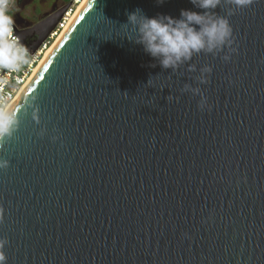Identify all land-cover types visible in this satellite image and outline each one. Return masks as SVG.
Masks as SVG:
<instances>
[{
	"label": "water",
	"instance_id": "95a60500",
	"mask_svg": "<svg viewBox=\"0 0 264 264\" xmlns=\"http://www.w3.org/2000/svg\"><path fill=\"white\" fill-rule=\"evenodd\" d=\"M67 7L18 30L30 52ZM137 8L199 11L189 0H84L10 106L6 264H264V0L229 17V62L193 57L212 68L200 85L211 110L180 92L198 71L152 67L121 37Z\"/></svg>",
	"mask_w": 264,
	"mask_h": 264
},
{
	"label": "clouds",
	"instance_id": "9594fccd",
	"mask_svg": "<svg viewBox=\"0 0 264 264\" xmlns=\"http://www.w3.org/2000/svg\"><path fill=\"white\" fill-rule=\"evenodd\" d=\"M166 0H156L157 4H163ZM194 9L199 11L180 9L179 17L167 14H156L153 17L146 16L137 8L127 14V22L121 24L125 27L122 38L142 46L143 51L149 55L162 70L171 69V73H177L182 67L187 72H199L193 77L196 86L184 83L181 93H191L199 96L197 107L200 110H211L208 98L204 95L200 85L208 83V76L212 72L209 65H203L199 69L193 63V57L203 55L220 56L224 62H229L232 54L237 51L232 47L235 41L233 29L229 17L235 12L250 7L254 0H189ZM228 6L224 15H220L216 9ZM9 0H0V70L8 73L21 71L31 63V52L22 42L20 36L14 33V20L7 14ZM152 78L147 81L151 84ZM171 100L177 97L168 95ZM39 108H33L32 119L39 124ZM18 110L7 106L0 110V147L7 139H10L16 131L19 120ZM44 135L43 130L40 133ZM55 140L56 137H53ZM9 161L0 160V168H6ZM6 239H0V264H6L4 254Z\"/></svg>",
	"mask_w": 264,
	"mask_h": 264
},
{
	"label": "built area",
	"instance_id": "2783aa9c",
	"mask_svg": "<svg viewBox=\"0 0 264 264\" xmlns=\"http://www.w3.org/2000/svg\"><path fill=\"white\" fill-rule=\"evenodd\" d=\"M58 3V9L68 5L66 11L62 14L60 20L54 26L52 31L48 34L46 39L40 44V46L31 52V63L25 66L21 71L15 73H8L4 70H0V110L5 109L9 106L14 98L17 96L22 85L26 82L29 76L32 74L35 66L37 65L39 59L46 51V49L51 45V43L60 36L62 31L68 25L73 15V4L79 3L80 0H53ZM69 1V3H67ZM30 2V0H9V8L7 14L10 15L14 20V33L19 36L18 30H23L16 26L15 19L17 12L20 10L18 6L25 5ZM73 2V3H72ZM56 10V11H57ZM34 38H27V41L31 43Z\"/></svg>",
	"mask_w": 264,
	"mask_h": 264
},
{
	"label": "rangeland",
	"instance_id": "374dc122",
	"mask_svg": "<svg viewBox=\"0 0 264 264\" xmlns=\"http://www.w3.org/2000/svg\"><path fill=\"white\" fill-rule=\"evenodd\" d=\"M52 2L53 0H30V2L26 3L25 5L22 4L18 6V8H20L18 12H20L22 9L21 15L24 18L31 20L48 9ZM67 3H69V1ZM77 5L78 3L73 4V11L76 9Z\"/></svg>",
	"mask_w": 264,
	"mask_h": 264
},
{
	"label": "flooded vegetation",
	"instance_id": "af4514ba",
	"mask_svg": "<svg viewBox=\"0 0 264 264\" xmlns=\"http://www.w3.org/2000/svg\"><path fill=\"white\" fill-rule=\"evenodd\" d=\"M58 9V3H56L55 1L52 2L51 6L46 9L44 12H42L40 15L36 16L35 18L31 19V20H28L26 18H24L22 15H21V11L20 12H17V15H16V19L15 21H19L20 22V25L18 26L19 28L21 29H27V28H30L33 24L37 23L38 21H40L42 19V15L43 14H47L48 15H51L53 12H55L56 10ZM25 22V24L27 26L24 27L23 23ZM29 38V37H28Z\"/></svg>",
	"mask_w": 264,
	"mask_h": 264
},
{
	"label": "bare ground",
	"instance_id": "6f19581e",
	"mask_svg": "<svg viewBox=\"0 0 264 264\" xmlns=\"http://www.w3.org/2000/svg\"><path fill=\"white\" fill-rule=\"evenodd\" d=\"M83 1H84V0H80V2L78 3V5H77L75 11L73 12V15H72V17H71V20H72L73 16L75 15V13L78 11V9L81 7ZM68 24H69V23H68ZM67 26H68V25H67ZM67 26H66V27H67ZM66 27H65V28H66ZM63 31H64V30H63ZM63 31H62V33H63ZM62 33H61V34H62ZM61 34H60V35H61ZM59 37H60V36H59ZM59 37L56 38V39L51 43V45L46 49V51L43 53V55H42L41 58L39 59L37 65L35 66V68H34L32 74L29 76V78L26 80V82L22 85L20 91L18 92L17 96L14 98V100L12 101V103L9 105V107H10V106L13 104V102L17 99V97H18V96L20 95V93L23 91V89L25 88V86L27 85V83L30 81V79L32 78V76L34 75V73L37 71V69L39 68V66L42 64V62L45 60V58H46V57L48 56V54L51 52V50L53 49L55 43L58 41Z\"/></svg>",
	"mask_w": 264,
	"mask_h": 264
}]
</instances>
